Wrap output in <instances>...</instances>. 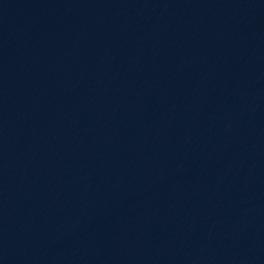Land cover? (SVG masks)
<instances>
[{"label":"water","instance_id":"water-1","mask_svg":"<svg viewBox=\"0 0 264 264\" xmlns=\"http://www.w3.org/2000/svg\"><path fill=\"white\" fill-rule=\"evenodd\" d=\"M0 264H264V0H0Z\"/></svg>","mask_w":264,"mask_h":264}]
</instances>
